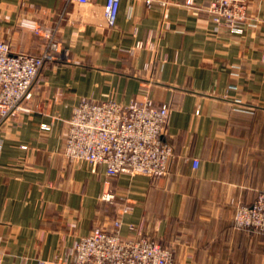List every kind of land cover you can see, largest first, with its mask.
Listing matches in <instances>:
<instances>
[{"label":"crops","instance_id":"0c3cea01","mask_svg":"<svg viewBox=\"0 0 264 264\" xmlns=\"http://www.w3.org/2000/svg\"><path fill=\"white\" fill-rule=\"evenodd\" d=\"M211 1L120 0L108 26L106 0H0V39L14 51L39 53L31 22L57 30L69 52L42 69L31 112L0 125V264H68L78 238L115 218L125 239L143 221L174 264H264V233L234 223L264 190V0H249L240 33L213 32ZM143 93L171 108L165 176L109 177L65 156L82 98L128 104ZM109 190L114 202L101 197Z\"/></svg>","mask_w":264,"mask_h":264},{"label":"built area","instance_id":"2783aa9c","mask_svg":"<svg viewBox=\"0 0 264 264\" xmlns=\"http://www.w3.org/2000/svg\"><path fill=\"white\" fill-rule=\"evenodd\" d=\"M69 1L84 4L91 0ZM146 1L150 5L153 0ZM191 2L185 0L187 5ZM248 4L249 0H212L206 12L215 25L213 32L221 27L242 32L248 19ZM119 5L120 0H106L104 18L108 26L116 23ZM24 25L42 36L40 51L16 52L9 42L0 39V125L20 113L31 112L28 102L46 65L69 61V52L62 46L57 30L31 22ZM145 46L143 42L136 44V48ZM170 112L168 104L155 102L147 93L128 104L113 98H82L69 120L64 154L71 161H86L95 168L103 166L109 177L128 173L157 180L168 173L174 154V147L166 140ZM42 127L48 129L49 125L44 123ZM194 164L197 166L198 161L194 160ZM101 197L114 202L116 194L109 190ZM130 211V206H124L120 213ZM234 223L237 228L264 233V190L253 203L238 206ZM122 226L120 218L107 226H95L76 240L68 264H174L172 248L145 236L143 221L129 225L136 234L132 238L121 236ZM38 264L55 261L40 259Z\"/></svg>","mask_w":264,"mask_h":264},{"label":"trees","instance_id":"16d2710c","mask_svg":"<svg viewBox=\"0 0 264 264\" xmlns=\"http://www.w3.org/2000/svg\"><path fill=\"white\" fill-rule=\"evenodd\" d=\"M257 196H258V195H257ZM257 196H256V198H257ZM255 200H256V199H255ZM255 200H254V201H255ZM254 201H253V202H254ZM253 202H252V203H253ZM249 204H251V203H249ZM234 216H235V214H234ZM143 233H144V232H143ZM262 233H263V232H262ZM144 235H145V234H144ZM145 236H146V235H145Z\"/></svg>","mask_w":264,"mask_h":264}]
</instances>
